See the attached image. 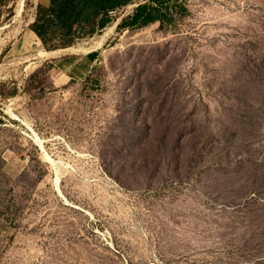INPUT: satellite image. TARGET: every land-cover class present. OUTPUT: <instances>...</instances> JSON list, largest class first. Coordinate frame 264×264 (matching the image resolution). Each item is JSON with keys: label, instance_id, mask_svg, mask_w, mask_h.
<instances>
[{"label": "rangeland", "instance_id": "rangeland-1", "mask_svg": "<svg viewBox=\"0 0 264 264\" xmlns=\"http://www.w3.org/2000/svg\"><path fill=\"white\" fill-rule=\"evenodd\" d=\"M0 1V264H264V0L65 47ZM96 52L89 60L86 55Z\"/></svg>", "mask_w": 264, "mask_h": 264}, {"label": "trees", "instance_id": "trees-1", "mask_svg": "<svg viewBox=\"0 0 264 264\" xmlns=\"http://www.w3.org/2000/svg\"><path fill=\"white\" fill-rule=\"evenodd\" d=\"M2 1V0H0ZM134 0H50L39 5L30 29L46 49L65 47L76 39L100 31L115 19L113 13ZM187 0H143L124 16L116 28H135L158 21L173 24L187 14ZM96 52L86 58L92 60Z\"/></svg>", "mask_w": 264, "mask_h": 264}, {"label": "bare ground", "instance_id": "bare-ground-1", "mask_svg": "<svg viewBox=\"0 0 264 264\" xmlns=\"http://www.w3.org/2000/svg\"><path fill=\"white\" fill-rule=\"evenodd\" d=\"M22 5H23V0L19 4V10L22 8Z\"/></svg>", "mask_w": 264, "mask_h": 264}]
</instances>
